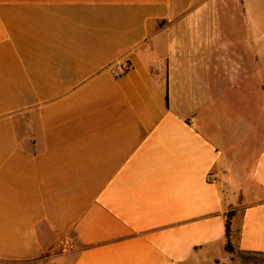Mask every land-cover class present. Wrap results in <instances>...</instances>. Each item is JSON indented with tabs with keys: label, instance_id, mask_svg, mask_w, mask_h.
<instances>
[{
	"label": "crops",
	"instance_id": "obj_1",
	"mask_svg": "<svg viewBox=\"0 0 264 264\" xmlns=\"http://www.w3.org/2000/svg\"><path fill=\"white\" fill-rule=\"evenodd\" d=\"M235 252L264 255V0H0V264Z\"/></svg>",
	"mask_w": 264,
	"mask_h": 264
},
{
	"label": "rangeland",
	"instance_id": "obj_2",
	"mask_svg": "<svg viewBox=\"0 0 264 264\" xmlns=\"http://www.w3.org/2000/svg\"><path fill=\"white\" fill-rule=\"evenodd\" d=\"M230 264H264V255L235 252L234 258Z\"/></svg>",
	"mask_w": 264,
	"mask_h": 264
},
{
	"label": "built area",
	"instance_id": "obj_3",
	"mask_svg": "<svg viewBox=\"0 0 264 264\" xmlns=\"http://www.w3.org/2000/svg\"><path fill=\"white\" fill-rule=\"evenodd\" d=\"M131 69V63L127 60L110 64V71L115 76H121Z\"/></svg>",
	"mask_w": 264,
	"mask_h": 264
},
{
	"label": "trees",
	"instance_id": "obj_4",
	"mask_svg": "<svg viewBox=\"0 0 264 264\" xmlns=\"http://www.w3.org/2000/svg\"><path fill=\"white\" fill-rule=\"evenodd\" d=\"M235 211L234 210H230L227 214V221H226V234H227V238H228V241H227V244H226V248L229 250V251H233L234 250V246L232 244V241H231V231H232V228H231V219H232V216L234 215Z\"/></svg>",
	"mask_w": 264,
	"mask_h": 264
}]
</instances>
